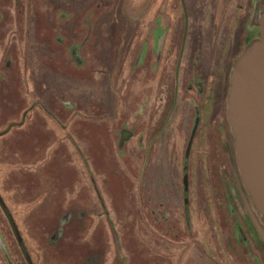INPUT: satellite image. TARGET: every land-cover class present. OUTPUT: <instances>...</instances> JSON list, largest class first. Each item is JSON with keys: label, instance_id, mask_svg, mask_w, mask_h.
Returning <instances> with one entry per match:
<instances>
[{"label": "rangeland", "instance_id": "obj_1", "mask_svg": "<svg viewBox=\"0 0 264 264\" xmlns=\"http://www.w3.org/2000/svg\"><path fill=\"white\" fill-rule=\"evenodd\" d=\"M255 1L0 0V194L35 264H253L236 243L238 226L253 239L243 200L233 212L224 200L234 158L215 133L191 145L186 205L183 170L198 91L234 145L217 61L248 20L259 34ZM123 130L136 136L124 147ZM0 264H27L1 207Z\"/></svg>", "mask_w": 264, "mask_h": 264}, {"label": "water", "instance_id": "obj_2", "mask_svg": "<svg viewBox=\"0 0 264 264\" xmlns=\"http://www.w3.org/2000/svg\"><path fill=\"white\" fill-rule=\"evenodd\" d=\"M259 10L255 11L251 28L258 29L260 35L245 47L231 70L227 113L242 182L264 219V10ZM247 206L264 239V231L248 202ZM8 217L11 219L9 213Z\"/></svg>", "mask_w": 264, "mask_h": 264}, {"label": "flooded vegetation", "instance_id": "obj_3", "mask_svg": "<svg viewBox=\"0 0 264 264\" xmlns=\"http://www.w3.org/2000/svg\"><path fill=\"white\" fill-rule=\"evenodd\" d=\"M252 5H253V10L254 9L256 10V6H258L259 9L264 10V2H263V0H256L255 2H252ZM251 16H252V12L250 11L249 19H250ZM248 23H249V20L245 24L243 32L239 34L240 36H239V39L237 41L238 43L234 46L235 48H233L229 52L227 58L222 57L221 59H219L217 61V63L219 64L218 68H223L224 70L229 69L228 72H230V69H231L233 63L235 62L237 57H239V55L243 52V50L247 46L248 38L251 37L253 39L254 37H256L258 35V33L256 31H249ZM188 31H189V29H186V34L188 33ZM186 34H185L184 40L182 42L181 54L179 55L178 62H177L179 70H180V67L182 65L181 61L183 59V54H184L183 53L184 52L183 46L185 45L186 39H187V35ZM168 36L165 35V39H164L165 41H164V44H163V52L166 51V49H167L166 57L170 56L169 53H168L169 52L168 43L171 42V41L168 40ZM159 40L160 39H158V42H159ZM77 51H78L77 48L74 47L73 52H72V57L74 58L76 63H78V65H79V64H81V59L78 56V52ZM142 52H143V50H142ZM140 59H141V57H140ZM170 62L171 61H167L166 63H170ZM168 65L169 64L165 65V68L163 69V71H165L163 73L165 76L168 75V73H169L168 70H166V69L169 68ZM179 70L176 71V76H175V90H174L175 93H174V100H173V106L175 105L174 106L175 107L174 110H173V107H170L172 99H171V97H169V94L172 91H170L169 88L166 87L165 88L166 89V93L164 94L165 96H163L164 97V102H163V105H164L163 106V120H165V125H163V136H164L165 130L168 128L169 124L173 120V118H172L173 112H175L176 108L178 107V102L177 101H178V96L179 95H178V89H177L176 86H177V83H178V80H179L178 73H177V72H179ZM210 74H211V77H215V71L214 70ZM219 76H220V73H219L218 77ZM228 77L230 79V73H229ZM220 80H221V76L219 77V84L221 85L222 82ZM196 81H197L196 84L198 85V88H201L199 79H197ZM220 89H221V87H220ZM203 93H205V92H203ZM200 94L201 93L198 91V95L195 98H192L191 100L190 99L188 100V102H190V104H191V102H193V105L192 104L191 105L194 107V110H193V115L191 117V127H190L191 128V138H190V142L188 144V149H187V152H186L185 162H184V170H183V173H184V194H186L188 196L185 199V205H186V203L190 202V198H189L188 194H189V189H190L189 188V166H190L189 158H190V154H191V147H192L191 145H193L194 139L197 136H199V135L202 136L203 133H207V131H208V133H210V132H212L213 134L215 133L217 135L216 139H217L218 143L223 145V146H225V149L226 150L228 149L230 155L233 156L232 158H234V162H233L234 165L233 166H234L235 184L232 185L230 183L229 187H227L229 193L227 194L228 196L224 199L225 200V204L233 212L234 211V202L233 201L236 200L237 198H239L240 200H243L244 206H245V208L247 210V218H248L250 226L252 228L251 235L253 236V239H249V236H247V234L246 235L244 234L245 233L244 229L241 226H238L237 229H238V232H239L240 236L236 238V243H237V245H239L241 243V241H242V243L245 244V246L248 247V250L250 252H251V250L253 248L254 253L251 254V257H252V260H253V264H263L262 261L264 260V253H263V251H262V249L260 247H262L264 249V239L262 238V236H261V234H260V232H259V230H258V228H257V226H256L251 214H250V211H249L248 206H247V202L251 205L252 212L255 215V217L257 218L258 223L261 226V228L263 229V231H264V219L262 218V216H259L260 214L258 213L256 208L254 207V205H253V203L251 201V198H250L249 194L247 193V191H246V189L244 187V184L242 182V178H241V175H240V172H239V169H238V165H237V162H236V153H235V155L233 153L234 145L232 147L229 146V143L227 141L229 135L227 133V126L225 125V121H224L223 124H220V122L218 121L219 119H217L218 114H219L220 111L218 110V111L213 112L214 109H212V110L210 109V107H213V108L215 107V97L214 96L210 97L208 95V96H206L207 100L206 101L203 100L202 103H201L200 100L197 98V97L200 98ZM186 95H187V93H186ZM181 112L182 111H178V114H180ZM178 114L175 115V117L178 116ZM182 115H184V114H182ZM183 124H184V118H183V121L181 122L180 125L183 126ZM217 125L219 127H216ZM23 126H24V121H22V122L18 121L17 125H15L14 128L19 129V128L23 127ZM0 136H3V134H0ZM118 136H119V139H120L118 141V144L120 146H123V147H124V145H127V143L132 141L134 138H136L135 134H132L129 131L127 132L126 130L125 131L123 130V131L119 132ZM164 141L166 143V140H164ZM232 143H233V141H232ZM208 145L210 147L209 141H208ZM186 181L188 182V190L185 188ZM0 200H1L0 201V207H1L2 211L4 212L8 222L10 224V227H11L13 233H14V236H15L16 241H17V243H18V245H19V247H20V249L22 251V254L24 256V259H25L26 263L27 264H35L33 259H32V256L29 253V250H28V248L26 246V243H25L24 238H23V236L21 234V231H20V229H19V227L17 225V222L14 219L13 214L9 213L10 216H11V219H10L8 217V213L5 211L6 203H5L4 199L2 198L1 194H0ZM11 221H13L15 223V226H16V229H17L19 237L16 235V232H15V230L13 228V225H12ZM53 237L55 238V237H57V235L56 236L54 235ZM252 242L255 243L254 247H253ZM250 247H252V248H250ZM24 249L26 250L27 253H25L23 251ZM255 250H261V254H262L261 257L263 258V260H260L258 255H256V253H255L256 251Z\"/></svg>", "mask_w": 264, "mask_h": 264}, {"label": "trees", "instance_id": "obj_4", "mask_svg": "<svg viewBox=\"0 0 264 264\" xmlns=\"http://www.w3.org/2000/svg\"><path fill=\"white\" fill-rule=\"evenodd\" d=\"M258 35H260V33L258 34ZM252 40V38L251 37H249L248 38V42H247V45L250 43V41ZM240 56V55H239ZM237 60V59H236ZM235 60V61H236ZM235 63V62H234ZM234 63H233V65H234ZM233 65H232V67H233ZM232 67H231V70H232ZM230 74H231V71H230ZM233 153H234V155H235V150H234V148H233Z\"/></svg>", "mask_w": 264, "mask_h": 264}]
</instances>
